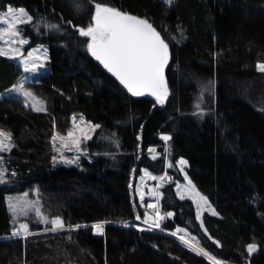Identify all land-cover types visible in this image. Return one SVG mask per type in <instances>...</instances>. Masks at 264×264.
Segmentation results:
<instances>
[{
    "label": "trees",
    "instance_id": "16d2710c",
    "mask_svg": "<svg viewBox=\"0 0 264 264\" xmlns=\"http://www.w3.org/2000/svg\"><path fill=\"white\" fill-rule=\"evenodd\" d=\"M95 3L146 18L166 39L163 105L133 96L87 52L73 25L86 28ZM8 4L34 17L21 34L27 46L46 47L49 69L32 83L46 112L0 99V127L13 143L6 164L15 173L0 184V264H212L164 232L125 223L138 221L132 189L142 169L165 168L172 180L160 186L164 230L186 229L229 264H264V72L256 67L264 63V0H0V10ZM20 76V66L0 56V92ZM75 112L101 127L79 166L54 164L51 128L64 132ZM149 147L160 156L149 157ZM180 158L216 215L197 220L192 200L177 196ZM35 185L44 210L81 227L10 236L6 195ZM100 221L102 234L89 226Z\"/></svg>",
    "mask_w": 264,
    "mask_h": 264
},
{
    "label": "snow or ice",
    "instance_id": "6c2138e0",
    "mask_svg": "<svg viewBox=\"0 0 264 264\" xmlns=\"http://www.w3.org/2000/svg\"><path fill=\"white\" fill-rule=\"evenodd\" d=\"M166 3H171V0H165ZM79 7V5H77ZM95 12L91 17L92 23L87 27H79L73 25V28H78V34L80 37L87 38L85 46L87 52L91 54L105 69L122 84L129 93L133 96H142L145 93L155 97V101L159 105H163L169 95V89L165 80L164 70L169 61V44L166 39L162 37L161 33L150 23L146 18L130 15L127 12H123L114 7L107 6L103 3H95ZM34 17L24 7H14L8 4L4 7V10H0V56H6L10 58L19 57V63L23 67V71L29 75L24 76L23 80L13 85L10 89H7L3 98H13L18 96L24 97V104L28 106L29 98L34 100L32 107L35 111H44L43 107H36L35 98L31 92L24 89L23 84L29 80V78H36L38 74L45 68L44 61L48 59L47 49H43V56L35 55L40 49H32L28 51L27 56L23 55L21 47L28 43V40L21 34L20 26L25 24H32ZM71 24V21H68ZM44 29L48 31H59L60 25L49 24L45 22L43 24ZM39 31V29H36ZM258 71L264 72V63H257ZM211 83V82H210ZM203 92L200 97L197 98L195 107L200 109V103L202 101ZM76 117L73 116L74 128L67 132L66 137L61 136V145L56 147V136H53V148L60 153L59 162L66 165L75 164L79 166V160L81 155H87V150L81 148L82 138L83 140L90 139L88 134L91 131H95L101 127V125H91L89 122L88 129L76 124ZM83 118L81 117V120ZM77 132L79 134H77ZM164 140H168V136H163ZM11 134L5 133L0 130V153L10 151L11 147ZM62 149L68 151H75L77 153L74 157H67L63 155ZM150 152L154 149H149ZM155 158V157H153ZM54 163L57 162V157L53 156ZM178 164L184 165L187 162L183 159L177 161ZM3 157L0 156V184L6 183L5 173L7 169L3 166ZM183 171V168H181ZM15 175V173H12ZM155 179V177H153ZM187 179V176H185ZM164 179V177H161ZM188 185H191V181L188 180ZM180 186L177 185V194L181 199H184L183 194L179 190ZM199 196V193H196ZM27 193L25 194V197ZM141 200H143V193H141ZM207 197L199 196V202L197 203L196 219H200V209L202 205H207ZM151 208H155V204L148 205ZM10 210L14 217L16 216H28L30 211H34L35 215L39 218L40 222L44 224H51V229L45 228V231H55L57 229H64L66 227L63 219L56 216L49 219L41 213L39 201H30L27 199H17L15 204L9 205ZM213 214L216 213L213 211ZM167 216H172V212H167ZM140 219L139 216L136 217ZM163 219L157 213L156 218L150 220L145 217L144 223L149 226V230L160 228V221ZM106 222L100 221L91 225L92 229L96 233H103L104 224ZM81 225L68 226L70 230L79 229ZM203 227V224H201ZM20 230H23L21 233ZM186 233V229L177 228L176 231H172V236H178V239L190 250L197 252L200 255L207 257L212 264H221L215 256L205 251L203 247L197 248L185 238V235H178L179 233ZM28 235L29 225L28 223H20L18 229H14L12 235ZM195 239V238H193ZM198 243V242H197ZM218 243V242H217ZM257 245L250 243L247 245V251L251 254Z\"/></svg>",
    "mask_w": 264,
    "mask_h": 264
},
{
    "label": "rangeland",
    "instance_id": "374dc122",
    "mask_svg": "<svg viewBox=\"0 0 264 264\" xmlns=\"http://www.w3.org/2000/svg\"><path fill=\"white\" fill-rule=\"evenodd\" d=\"M171 2H172V0H171ZM94 12H95V7H94ZM94 12H93V15H94ZM91 23H92V21L90 22V24ZM20 47H21V51H22L23 55H25V56H27L28 51H30L32 49H37V48H39L40 51L37 52V53H35V55H41V56H43V54H44L43 53V49H46V47L44 45L27 46V43L24 44L23 46H20ZM47 57H48V55H47ZM7 58H9V59L13 60L14 62H16L20 66V68H21V76L19 77V79L14 84V85H17V84H19L23 80L24 76H27L29 74L28 73H25L23 71V67L19 63V57L15 58V59L10 58V57H7ZM47 62H48V59L46 61H44L45 68L43 70H41L40 73H44V72H47L48 71L49 68H48ZM37 78H38V76L36 78H34V79L30 77L29 80L27 81V83L25 82L23 84V87H24V89L26 91L31 92L33 94V97L35 98V102H36V107H43L45 109L44 111H39V112H46L47 111L46 98H44L42 96H39L35 92L36 90H35V88L32 85V83H34L37 80ZM10 88H8V89H10ZM6 90L0 92V96H3V94L5 93ZM14 98L20 99L22 102L24 101V97L23 96H18V97H14ZM33 102H34V100L32 98H29L28 107H30L32 110H34L33 107H32ZM23 104H24V102H23ZM73 116H75L77 118L76 119V124H79L82 127H85L86 130L88 129V126H89V122L90 121L86 120L84 118V116L81 113H79V112L72 113L69 116L68 127H67V129L64 132L58 131L53 126L51 128L52 130H51V135H50V154H51L50 159H51L52 163H54L53 160H52V157L53 156H56L57 157V162L56 163L64 164V163L59 162L60 153H58L57 151H55L54 148H53V136H56L55 144H56V147L59 148L60 145H61L60 137L61 136H65L66 137L67 132L69 130H72L74 128ZM81 117L83 118L82 120H81ZM90 124L91 125H95V124H93L91 122H90ZM0 130H2L5 133H8L5 129H3L1 127H0ZM93 132L94 131H91L88 134L90 136H92V133ZM77 134H79V133L77 132ZM161 139L163 140V142L165 141L163 139V136L161 137ZM87 140H83V138H82V144H81V148L82 149H85L84 143ZM10 142L13 145L12 138H11V141ZM149 149H154V151L150 152ZM164 150H166V152H167V145L166 144H164ZM62 152H63V155H65V156H67L69 158L74 157V156L77 155V153L75 151H68L67 149H62ZM8 153H9V151L0 153V156L3 157V165L2 166L5 169H7V171L5 173L6 183H3V184H10L11 181H12V171L10 172V168L6 164V159H7ZM147 154L151 158H153V157L157 158V157L160 156V153L155 149V147H149L148 148V151H147ZM82 157H87V155H81L80 156V159ZM181 159L182 158L178 159L177 161H179ZM177 161H176V167H177V170H178V172H179V174L181 176V180L176 181V183H175V191H176V194H177V191H178L177 185H179L180 186V188H179L180 192L183 194L184 198H189V199L192 200V202H193V204L195 206L196 213H197V203L199 202V196H204V197H206V196L204 194H202L196 188V186L193 184V182L190 180L189 176L186 173V169H185L186 164L180 165V164L177 163ZM165 165L168 166L167 162H165ZM181 168H183V171H181ZM185 176H187V179L185 178ZM153 177H155V179ZM161 177H164V179H161ZM170 180H172V178L170 177V173H169L168 169H166V168H165V170L161 174H155V173H153V172H151V171H149L147 169H142L140 175L135 179L134 184H133V189H132V194H133L132 196H133V198L135 200V205H136V208H137L136 214H137V216H139V215L140 216L142 215V216H141V218L138 221H135V222H130V221L128 222L127 221L125 223L126 224H130V225H133V226H135L137 228H143V229H148L149 230V226L144 223L146 216L150 220H152V219H155L157 213H159V215L161 217H163V219H164L166 216H165L164 213L161 212L160 205H159V200H160V197H161L160 186L164 182H167V181H170ZM188 180L191 181V185H188ZM38 190H39L38 187L35 185V186H33V187H31V188H29L27 190L16 191L14 193H9V194L6 195V205H7L9 214H10V222H11V226H12L11 227V234H10V236H13L12 235L13 230L14 229H18L20 223H25V222L28 223V225H29V234L26 235V236L32 235L31 237H33L34 234L46 233V232L51 231V230H49V231H45L44 230L45 228L51 229V224L49 223V224L46 225L43 222H40L39 221V218L35 215V212L34 211H30L29 214H28V216H26V217L25 216H16V217H14L13 214H12V211L10 210V207H9L10 203L11 204H15L16 201H17V199H27V200H30V201H39V206H40V209H41V213L44 216H47L49 219H52V218L56 217V216L50 215L48 213V211H46V210L43 209V207H42V200H41V198L39 196ZM26 193H27V196L25 197V194ZM141 193H143V200H141ZM196 193H199V196H197ZM177 196L180 197L178 194H177ZM207 201H208L207 205H202V207L200 209V219H201L203 213H205V212H208V213L213 214V211H214L216 213L215 209L213 208L212 204L209 202L208 199H207ZM150 204H155L156 207L155 208H151V207L148 206ZM163 219L160 221V228H158V229H151V230H156V231L164 232V233L172 236L171 235V232L172 231H166V230H164L162 228ZM92 224L93 223H91L89 226H91ZM65 229H68V225H66V227L64 229H57V230H65ZM176 229H174L173 231H176ZM180 229H182V228H180ZM20 231H21V233L23 232V230H20ZM178 235H185V238L192 244V246L197 247V248L202 247L201 244L199 243V241L193 235L189 234L187 231H186V233L181 232ZM17 236H19V237H26L23 234L17 235ZM172 237L176 238L179 242H181L178 239V236H172ZM193 238H195V239H193ZM205 251H207V250H205ZM255 251L256 250H254L253 252H255ZM205 258H207V257H205ZM219 261H221V264H229L228 262L223 261V260H219Z\"/></svg>",
    "mask_w": 264,
    "mask_h": 264
},
{
    "label": "water",
    "instance_id": "95a60500",
    "mask_svg": "<svg viewBox=\"0 0 264 264\" xmlns=\"http://www.w3.org/2000/svg\"><path fill=\"white\" fill-rule=\"evenodd\" d=\"M99 62V61H98ZM100 63V62H99ZM145 94H148V93H145ZM148 95H150V94H148ZM151 96V95H150ZM153 97V96H152ZM155 98V97H154Z\"/></svg>",
    "mask_w": 264,
    "mask_h": 264
},
{
    "label": "bare ground",
    "instance_id": "6f19581e",
    "mask_svg": "<svg viewBox=\"0 0 264 264\" xmlns=\"http://www.w3.org/2000/svg\"><path fill=\"white\" fill-rule=\"evenodd\" d=\"M27 83V82H26ZM26 85V84H25ZM44 103V102H43ZM161 154V153H160ZM172 163V162H171Z\"/></svg>",
    "mask_w": 264,
    "mask_h": 264
}]
</instances>
